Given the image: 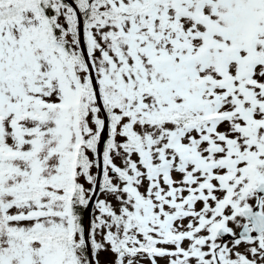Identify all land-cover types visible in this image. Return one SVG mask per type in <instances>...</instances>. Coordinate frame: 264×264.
I'll return each mask as SVG.
<instances>
[{
    "label": "snow or ice",
    "instance_id": "6c2138e0",
    "mask_svg": "<svg viewBox=\"0 0 264 264\" xmlns=\"http://www.w3.org/2000/svg\"><path fill=\"white\" fill-rule=\"evenodd\" d=\"M0 264H264V0H0Z\"/></svg>",
    "mask_w": 264,
    "mask_h": 264
}]
</instances>
